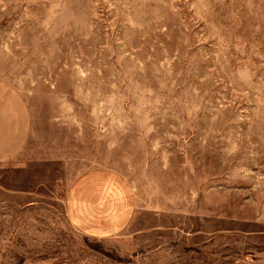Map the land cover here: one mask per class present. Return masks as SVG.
<instances>
[{"label": "rangeland", "instance_id": "374dc122", "mask_svg": "<svg viewBox=\"0 0 264 264\" xmlns=\"http://www.w3.org/2000/svg\"><path fill=\"white\" fill-rule=\"evenodd\" d=\"M0 85V264H264V0H0ZM87 178L116 234L69 218Z\"/></svg>", "mask_w": 264, "mask_h": 264}, {"label": "crops", "instance_id": "0c3cea01", "mask_svg": "<svg viewBox=\"0 0 264 264\" xmlns=\"http://www.w3.org/2000/svg\"><path fill=\"white\" fill-rule=\"evenodd\" d=\"M29 127L28 110L23 101L0 85V162L22 148ZM88 180L72 186L66 201L69 218L92 235L116 234L125 226L126 219L113 211L112 186L104 183L103 187H96ZM106 217H110V221Z\"/></svg>", "mask_w": 264, "mask_h": 264}]
</instances>
